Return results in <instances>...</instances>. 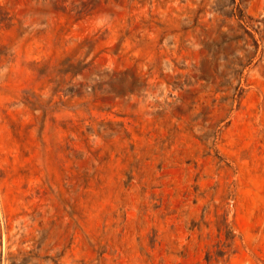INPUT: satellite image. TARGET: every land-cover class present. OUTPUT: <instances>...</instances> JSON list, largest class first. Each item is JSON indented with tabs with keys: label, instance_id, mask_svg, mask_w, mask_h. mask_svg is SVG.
Returning a JSON list of instances; mask_svg holds the SVG:
<instances>
[{
	"label": "rangeland",
	"instance_id": "374dc122",
	"mask_svg": "<svg viewBox=\"0 0 264 264\" xmlns=\"http://www.w3.org/2000/svg\"><path fill=\"white\" fill-rule=\"evenodd\" d=\"M0 264H264V0H0Z\"/></svg>",
	"mask_w": 264,
	"mask_h": 264
}]
</instances>
